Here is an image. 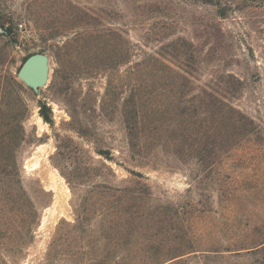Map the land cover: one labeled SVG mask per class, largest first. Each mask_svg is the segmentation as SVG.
<instances>
[{"label":"rangeland","instance_id":"374dc122","mask_svg":"<svg viewBox=\"0 0 264 264\" xmlns=\"http://www.w3.org/2000/svg\"><path fill=\"white\" fill-rule=\"evenodd\" d=\"M0 23V264H264V0H0ZM97 23L130 47L86 72L62 46Z\"/></svg>","mask_w":264,"mask_h":264},{"label":"trees","instance_id":"16d2710c","mask_svg":"<svg viewBox=\"0 0 264 264\" xmlns=\"http://www.w3.org/2000/svg\"><path fill=\"white\" fill-rule=\"evenodd\" d=\"M90 25H96L95 22L88 23ZM99 26V29L96 30H90V31H84V32H75L72 34L64 43L62 46V55L75 59L78 58L81 53L84 54L83 58L86 60V72L92 71L91 68H95L96 65H93L91 61H96L99 59L100 55L102 54V49L105 50L107 47H113L111 52L118 51V47H124L125 50L127 47H130L129 40L124 38V35L127 34V32L121 28H113L110 26L105 25L104 23H97ZM8 34V28H5V31L3 33H0V35H7ZM107 50V49H106ZM110 50V49H109ZM108 52V50H107ZM126 53H128V50H126ZM31 54V53H30ZM107 60H109V68H114L116 65L119 64L120 61H116L114 56L108 55ZM113 61V62H112ZM134 87V86H133ZM22 87L21 85L14 79L9 78V84L6 86L5 92L8 95V98L12 96V94L16 93V91H21ZM131 95L133 96L134 93L132 90L130 91ZM13 99V97L11 98ZM214 105L216 106V116L217 119H220L221 127L223 126V120L229 119V125L224 124L225 127L228 129H232L231 131V139L236 137H240L241 134L244 135V132L250 133L252 131L257 132L258 130L256 127H252V122L246 120L241 115L236 114L235 112H230L226 110V104L222 102L221 100H218L215 98L213 100ZM39 114L45 121H49L50 117L48 114V108L45 104H41L39 107ZM219 131V130H217ZM230 132V131H227ZM18 132L14 131H6L4 133L2 139L6 142V148L7 153L10 159H7V163L3 166V172L8 175L10 174L12 177H14V174H16L17 164L14 160V142L18 139ZM136 136V134H135ZM134 136V137H135ZM233 136V137H232ZM9 162V163H8ZM160 246V244H158ZM152 246H150L151 248ZM153 250L157 249L156 245H153ZM159 254V253H158ZM157 256V255H156ZM158 260V259H156Z\"/></svg>","mask_w":264,"mask_h":264},{"label":"water","instance_id":"95a60500","mask_svg":"<svg viewBox=\"0 0 264 264\" xmlns=\"http://www.w3.org/2000/svg\"><path fill=\"white\" fill-rule=\"evenodd\" d=\"M5 31L0 23V33ZM48 56L43 52L27 55L19 65L16 75L33 92H38L48 78Z\"/></svg>","mask_w":264,"mask_h":264},{"label":"bare ground","instance_id":"6f19581e","mask_svg":"<svg viewBox=\"0 0 264 264\" xmlns=\"http://www.w3.org/2000/svg\"><path fill=\"white\" fill-rule=\"evenodd\" d=\"M40 117H38V119H39Z\"/></svg>","mask_w":264,"mask_h":264}]
</instances>
